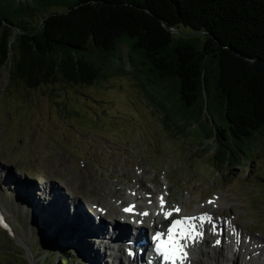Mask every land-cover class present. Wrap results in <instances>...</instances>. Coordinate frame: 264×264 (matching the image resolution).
I'll use <instances>...</instances> for the list:
<instances>
[{
  "label": "rangeland",
  "instance_id": "1",
  "mask_svg": "<svg viewBox=\"0 0 264 264\" xmlns=\"http://www.w3.org/2000/svg\"><path fill=\"white\" fill-rule=\"evenodd\" d=\"M42 15L24 21L35 26ZM174 33L190 35L183 28ZM126 52L123 48L120 54L126 57ZM124 70L91 87L62 84L28 90L11 81L9 64L0 68V221L13 227L12 241L34 251V264H52V259L43 260L51 249L40 250L44 243L34 224L18 225L5 208L2 190L21 213L40 216L46 226L49 216L59 229L73 230L67 245L75 251L84 245L89 264H114L106 227L124 229L118 217L115 222L108 217L117 212V207L108 209L109 199L123 201L129 188L136 191L141 185V196L152 193L150 200L163 197L174 205L182 198L179 203L188 216L202 214L209 201L217 200L221 205L213 207L210 217L221 224L224 236L232 221L234 230L254 238L251 245L260 250L254 253L245 243L237 256L220 244L222 259L214 263L264 264L262 146L257 144L250 159L236 168L212 169L215 142L198 139L199 128L192 124L166 126L158 114V104L165 102L172 85L144 87L129 73L128 64ZM183 127V134L177 133ZM104 193L108 198L102 202ZM90 204L103 208L100 219L96 210H88ZM79 240L83 245L75 246ZM12 247L0 233V264H16Z\"/></svg>",
  "mask_w": 264,
  "mask_h": 264
},
{
  "label": "trees",
  "instance_id": "2",
  "mask_svg": "<svg viewBox=\"0 0 264 264\" xmlns=\"http://www.w3.org/2000/svg\"><path fill=\"white\" fill-rule=\"evenodd\" d=\"M40 13L35 26L24 21ZM181 28L190 35L173 32ZM252 59L264 62V0H0V68L9 64L16 86L91 87L128 64L144 87L172 85L159 116L215 142V170L240 166L257 144L264 150V76ZM9 196L2 190L9 214L20 226L31 221L40 250L51 249L44 262L90 263L81 240L76 251L67 245L73 230L21 213Z\"/></svg>",
  "mask_w": 264,
  "mask_h": 264
},
{
  "label": "bare ground",
  "instance_id": "3",
  "mask_svg": "<svg viewBox=\"0 0 264 264\" xmlns=\"http://www.w3.org/2000/svg\"><path fill=\"white\" fill-rule=\"evenodd\" d=\"M127 188H123L125 191ZM141 191H144V189L139 187L138 190H132L129 188V192L126 193L127 197L121 200H115L112 201L109 199V206L108 209L112 210L117 206H120L123 211L125 208L132 207V212L134 216L142 220L143 228L148 231H150L152 234L155 233V231H164L167 226H165L166 223L171 221L174 218H182L181 220H184L185 216L183 211L185 210L186 206H182L179 202L182 200V198H179L178 202L174 205H170L164 198V212H173V215L169 219H165L163 212L161 211L160 207V198H153L150 200L152 193H143L141 196ZM166 192L168 194V190L166 189ZM100 200L104 202V199H107L108 196L104 193L103 195L99 196ZM212 203H209L206 206L205 211L202 214H193L190 215V223L193 225L195 231L202 232L203 236L198 241H193L189 244L186 251L188 254V259L185 261V264H196V263H208V264H218L220 262V259H222L221 255L217 253L218 245L220 244H226L228 249L230 251H234L235 254L237 253L239 256L240 252L245 248L246 245L253 248V252L257 253L260 249L257 248L255 245H251V241H254V238L246 237L242 233L234 230V224L233 222H229L227 224V234L224 236L222 231V226H220L217 222V220L212 219L210 215L211 212L215 211L213 207H219L221 204L217 202V200H211ZM140 203L141 205L137 204ZM149 206H156L157 210V216H152L151 213L148 211ZM88 208L90 212L94 213V209L99 210L100 212H103V208L96 204H90ZM176 208L180 209V212L177 214L174 212ZM76 211H78V208H75ZM125 212V211H124ZM147 212L148 215L144 216L143 213ZM112 214V212H110ZM97 215V214H96ZM122 215H119V218H122ZM204 217L203 224L201 223L200 218ZM208 217L211 218L209 221ZM100 219V218H99ZM229 220V219H228ZM100 223V222H99ZM103 223V222H102ZM116 223H113L115 225ZM77 226V225H76ZM118 227V226H117ZM148 227V229H146ZM122 231H117V229L113 230V226L109 225L106 227L107 235L111 238V242L107 249H111V253H109V258L113 261L114 264H155L157 262L158 264H161V261L157 258L154 259V255L152 254L151 249L148 250V245H141V240L144 238V233L141 230H138L136 232L128 231L126 228L122 227ZM156 229V230H155ZM235 232V234H233ZM77 240V239H76ZM217 241L219 243L217 244ZM151 244V243H150ZM208 244H210L212 247L209 249H206L208 247ZM152 245V244H151ZM106 248V247H105ZM133 252V257L129 255V251ZM109 252V250L107 251ZM245 252V249H244ZM248 253H250L248 251ZM96 257V254H95ZM196 257V258H195ZM200 257L202 259L200 260ZM219 259L217 261L215 259ZM195 259V260H194ZM211 262V263H209ZM112 264V263H109ZM251 264H260L259 261L252 262Z\"/></svg>",
  "mask_w": 264,
  "mask_h": 264
},
{
  "label": "snow or ice",
  "instance_id": "4",
  "mask_svg": "<svg viewBox=\"0 0 264 264\" xmlns=\"http://www.w3.org/2000/svg\"><path fill=\"white\" fill-rule=\"evenodd\" d=\"M212 203V201H209ZM160 207L163 212L164 218L169 219L173 212H164V199L160 198ZM132 207L125 208V212H132ZM175 213H179L180 209L176 208ZM142 215L147 216L145 212ZM204 217H201V223L203 224ZM209 221L211 220L208 217ZM2 222V221H0ZM163 233H156L153 240L156 242L155 252L156 255L161 257V264H185L188 259L187 247L193 241H198L202 236V232L195 231L193 225L190 223V218L184 220H174L167 229V239H162ZM219 241H217V244Z\"/></svg>",
  "mask_w": 264,
  "mask_h": 264
},
{
  "label": "water",
  "instance_id": "5",
  "mask_svg": "<svg viewBox=\"0 0 264 264\" xmlns=\"http://www.w3.org/2000/svg\"><path fill=\"white\" fill-rule=\"evenodd\" d=\"M175 32V30L173 31ZM177 33V32H176ZM249 65L252 67V69L260 75L264 76V62L258 60V59H252V60H247ZM7 224V223H6ZM8 225V224H7ZM0 233L2 235V237L5 239V237L7 239H9L10 243L12 244V255L15 259L16 264H34V251L30 252V250L24 249L23 245L21 242V245H17V241L16 243L12 241V239L16 238L15 236V231L13 229V227L11 226V228H8L7 226H5L4 223L0 222ZM19 242V241H18Z\"/></svg>",
  "mask_w": 264,
  "mask_h": 264
}]
</instances>
